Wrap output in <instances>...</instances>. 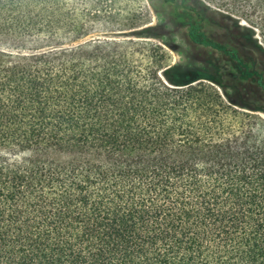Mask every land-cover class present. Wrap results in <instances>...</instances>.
<instances>
[{
  "label": "trees",
  "instance_id": "trees-1",
  "mask_svg": "<svg viewBox=\"0 0 264 264\" xmlns=\"http://www.w3.org/2000/svg\"><path fill=\"white\" fill-rule=\"evenodd\" d=\"M159 1L187 65L165 23L0 0V264H264V0Z\"/></svg>",
  "mask_w": 264,
  "mask_h": 264
},
{
  "label": "rangeland",
  "instance_id": "rangeland-1",
  "mask_svg": "<svg viewBox=\"0 0 264 264\" xmlns=\"http://www.w3.org/2000/svg\"><path fill=\"white\" fill-rule=\"evenodd\" d=\"M78 1V0H72ZM82 2L85 1L88 3V8L93 6L97 7L98 3H101V18L104 22L108 17L114 16L115 21L119 22V17L124 18L126 16H133L134 18L138 19L136 23V28H140V26L149 23L153 26L165 23V33L163 35V41L168 45H175L179 49L178 51L171 50L168 46H164L166 53L168 54V64H184L187 65L188 58L185 56L186 53L192 52V47H190L189 43L186 41L185 37H183L182 33L179 31L177 32L176 39H170L168 36L170 29H172V25L169 23V19L172 12V5L167 4L166 2H161L159 0H81ZM206 4H210L211 6H218L223 4L220 0H204ZM234 8V7H233ZM120 15V16H119ZM120 18V19H121ZM104 20V21H103ZM243 25L250 26V23L246 20H241ZM110 26L104 25H95L92 24L90 29L95 34H102L99 32H107ZM127 28V27H126ZM114 29H121L119 25H115ZM139 30V29H137ZM158 32V30H157ZM160 32V31H159ZM259 41L264 44V37L260 35L258 32Z\"/></svg>",
  "mask_w": 264,
  "mask_h": 264
}]
</instances>
